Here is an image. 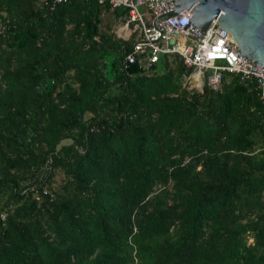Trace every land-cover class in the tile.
Wrapping results in <instances>:
<instances>
[{
    "label": "trees",
    "instance_id": "obj_1",
    "mask_svg": "<svg viewBox=\"0 0 264 264\" xmlns=\"http://www.w3.org/2000/svg\"><path fill=\"white\" fill-rule=\"evenodd\" d=\"M125 12L0 0V264H264L257 90L122 68Z\"/></svg>",
    "mask_w": 264,
    "mask_h": 264
},
{
    "label": "built area",
    "instance_id": "obj_2",
    "mask_svg": "<svg viewBox=\"0 0 264 264\" xmlns=\"http://www.w3.org/2000/svg\"><path fill=\"white\" fill-rule=\"evenodd\" d=\"M61 0H50V6ZM110 8L123 7L125 20L116 36L127 40L135 32L130 52H124L121 67L138 63L146 70L160 55L177 54L182 65L191 69L186 76L188 88L211 90L220 87L224 73H233L240 82H250L264 104V67L248 60L224 40L226 31L212 19L201 31L187 13L176 10L173 0H97ZM45 192V191H44ZM2 216V215H1Z\"/></svg>",
    "mask_w": 264,
    "mask_h": 264
},
{
    "label": "water",
    "instance_id": "obj_3",
    "mask_svg": "<svg viewBox=\"0 0 264 264\" xmlns=\"http://www.w3.org/2000/svg\"><path fill=\"white\" fill-rule=\"evenodd\" d=\"M203 31L209 22L226 31L224 40L248 60L264 67V0H173Z\"/></svg>",
    "mask_w": 264,
    "mask_h": 264
},
{
    "label": "rangeland",
    "instance_id": "obj_4",
    "mask_svg": "<svg viewBox=\"0 0 264 264\" xmlns=\"http://www.w3.org/2000/svg\"><path fill=\"white\" fill-rule=\"evenodd\" d=\"M59 180H60V179H59V177L57 176L56 179H55V181L58 182ZM263 198H264V196H263Z\"/></svg>",
    "mask_w": 264,
    "mask_h": 264
}]
</instances>
